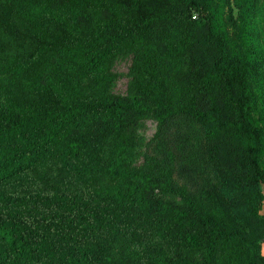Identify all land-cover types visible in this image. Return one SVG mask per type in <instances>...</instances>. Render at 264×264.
<instances>
[{
    "label": "trees",
    "instance_id": "obj_1",
    "mask_svg": "<svg viewBox=\"0 0 264 264\" xmlns=\"http://www.w3.org/2000/svg\"><path fill=\"white\" fill-rule=\"evenodd\" d=\"M206 6L0 0V264H264V52H228Z\"/></svg>",
    "mask_w": 264,
    "mask_h": 264
},
{
    "label": "rangeland",
    "instance_id": "obj_2",
    "mask_svg": "<svg viewBox=\"0 0 264 264\" xmlns=\"http://www.w3.org/2000/svg\"><path fill=\"white\" fill-rule=\"evenodd\" d=\"M206 13L211 18L212 28L222 35L228 52L237 53L243 59H253L264 52V0H207ZM130 63V55L113 60L111 68L114 81L110 87L111 92L135 93L129 73ZM248 87L253 101L250 118L261 130L259 160L264 170V78L251 76ZM155 128L156 123L151 115L144 118L136 128L139 143L133 159L134 164H144L143 151ZM151 151L155 152V147ZM262 187L264 189V180ZM112 252L118 256L131 255L120 241L112 244ZM261 252L264 254V242L261 244Z\"/></svg>",
    "mask_w": 264,
    "mask_h": 264
}]
</instances>
